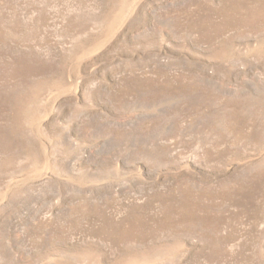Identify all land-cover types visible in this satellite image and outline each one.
<instances>
[{
  "label": "rangeland",
  "instance_id": "rangeland-1",
  "mask_svg": "<svg viewBox=\"0 0 264 264\" xmlns=\"http://www.w3.org/2000/svg\"><path fill=\"white\" fill-rule=\"evenodd\" d=\"M0 264H264V0H0Z\"/></svg>",
  "mask_w": 264,
  "mask_h": 264
}]
</instances>
